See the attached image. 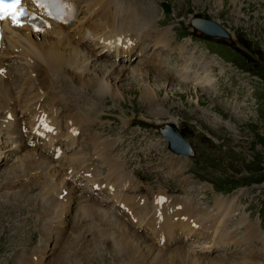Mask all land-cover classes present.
<instances>
[{
  "label": "rangeland",
  "instance_id": "1",
  "mask_svg": "<svg viewBox=\"0 0 264 264\" xmlns=\"http://www.w3.org/2000/svg\"><path fill=\"white\" fill-rule=\"evenodd\" d=\"M163 1L171 4L173 13L165 14L164 19L159 22L153 16L159 17L161 13L163 14L161 8ZM138 2L146 11L148 8L150 13H153V15H149L145 12L152 20L150 23L152 28H171L172 39L177 38V42H182L184 39L190 38L192 47H188V49L210 50V56L218 53L224 61L234 63L233 69L227 71L225 68L227 72L223 75L219 73V75V66L214 62L213 67L210 66V68L215 70L213 72L214 79L216 80L217 76L220 78V86L218 90L210 89V92L197 91L191 86H180L168 77H163L167 83L164 85L163 83L145 82L140 81V78H136V80L134 77L129 78V76L123 77L116 73L113 75L110 73L104 77L106 78L105 81H101L102 85L106 87L109 84L113 89L116 86L119 87V96L114 97L115 94L110 96L107 91L108 95L101 96L99 99L96 96V91L90 90L89 95L83 91L85 96L91 98L90 104L93 105V108L88 110L91 117L90 125L81 128L82 133L78 142H83V146L75 147L70 142V145L62 143L63 153L56 163L61 165L72 154L78 150H83L89 164H93L94 168H97L93 173L99 172L97 177L105 179L108 175L107 166L95 157L92 147L87 145L90 141L89 138L96 134L99 139L117 143L118 148L113 150V155L118 156L121 152L119 157L122 158L125 171L133 176L135 182L139 183V190L143 189L142 192L138 193H135L134 190L130 192L136 196L147 195L148 189L151 191L158 189L165 191L161 188L167 189L171 191V198L176 195L184 197L191 206L210 214L209 217H213L217 213L215 196L213 203V195L216 193L213 190L220 189L225 196L241 190L237 193L242 196L241 199L235 197V194L227 197L220 195L224 199L236 200L237 207L232 205L233 216L227 219L221 230H225V226L232 223L229 231L233 232L238 239L244 236L242 240H236L239 243L238 247L234 246L233 251L227 255L238 257L243 248L246 249L247 247L245 244L241 246L242 243H245L246 229L238 226L244 209L242 205L246 208L245 216L249 222L253 224L259 222L260 229H264V0H138ZM85 8L82 6L79 9V19L85 18L87 20L89 18V14L84 13ZM194 16L215 20L227 27L235 37L234 45L193 30L190 19ZM68 22L72 23L71 20ZM154 23H158L159 26ZM69 31L72 32L73 28H70ZM106 34L105 24L96 28L95 32L90 35L91 39L88 40L87 45L96 47L97 53L105 51L101 40ZM151 34L152 32L149 33L150 36L144 37L148 47L141 46L144 47V52L141 54H144L146 62L150 60L147 56L148 53L154 54V49H151L153 45ZM41 39L44 38L41 37ZM211 41L212 44H210ZM174 47L179 49V45L173 44L172 48ZM8 52L6 51L4 57L8 56ZM179 52L163 48L156 50V53L162 55V57L158 56L157 58V61H161L162 64L160 71L164 70L163 68H172L176 64L174 60L172 62V58L179 59L181 64ZM106 54L109 55L110 53L107 52ZM138 55L139 53L132 58L131 64L127 62L123 64L132 68H142L143 63L140 62L141 58ZM210 56L209 58H211ZM216 58H218L217 60L221 59L220 57ZM104 59L107 65L116 67L112 69H122L118 64L112 65V60ZM211 60L213 59L211 58ZM13 63L26 73V65L22 64L21 58L14 59ZM88 66L90 67L91 64L89 63ZM226 66L230 67V64H226ZM88 69L79 70L78 68L76 73H85ZM194 69H197L196 66ZM104 71L109 72L106 69ZM104 71L99 72L100 78L105 75ZM153 75L155 76L154 73H148L149 78L153 79ZM96 77L95 74L93 77L85 78L84 83ZM159 77H162V74ZM27 78L35 79L33 74L28 75ZM75 78L77 79V77ZM32 84H34L35 91L23 93V97L27 101L33 100L32 96L40 90L36 89L37 81L33 80ZM149 88H152L159 97L160 102L156 103L159 106L141 102L140 94L142 93L140 92ZM212 89H214V85ZM57 107L59 108V124L63 133H67L66 124L71 117V109L74 108L67 110L66 105L60 104H57ZM17 110L16 112H18ZM78 110L76 109L74 114ZM19 116L22 115L19 114ZM26 117L23 118L25 123L23 132L26 133L27 130V134L31 135V122ZM172 119L175 120V123L177 122L180 131L192 142L196 153L194 158L178 156L169 151L168 143L161 134V128L168 123H174ZM1 132L0 140L2 143L0 148L3 155L1 154L0 158L2 160L0 161V264H18L21 258L26 262L27 258L32 256L34 252L42 254L43 264H73L69 259H58L62 250L55 246L54 239H58V234H56L57 227L55 228L54 221H58V225H62L59 222V217L66 225L64 240L67 244L69 242L63 251L64 256H68L69 250L72 249L73 254L76 255L71 259H76L78 264H131L129 258H126L123 253L121 256L116 254L108 246L106 240L108 238L100 233L101 231L112 232L119 237L118 226L120 227L122 223L135 227L131 218L122 213L123 209L117 205H112L114 211L108 214L116 215V218H108L107 215L108 219H104L103 223H96L99 230L97 232L90 231V228H83L82 223L78 229L73 230V225L78 222L79 206H74V208L70 206L67 218L65 214L61 217L59 215L61 212L57 211L56 214L51 212V217H46L50 218L49 222L41 224L42 216L39 214L41 206L39 204L40 189L29 191V184L23 186L14 178L20 177L21 180L19 181L24 180L23 182H26V177L30 175L24 167L21 168V172L18 170L19 165L17 164L19 159L24 158L25 152L14 153L17 151V144L19 143L7 139V136H10L1 134ZM60 138L65 139V135ZM23 162L25 164L24 160H21L20 163L23 164ZM67 167L68 165H66ZM60 169V167H53L50 172L54 174ZM40 172L43 173V170L39 169L37 175ZM60 172L66 173L65 170H60ZM22 178L24 179L22 180ZM67 182L68 186H75L70 179H67ZM82 187L84 188L81 193L84 195L88 193L85 189L91 188L87 181L81 184ZM182 189H184V193H174L182 191ZM88 194L89 200L103 202L108 197V190L104 189L101 192L92 190ZM239 200L241 201L239 202ZM43 213L45 214V212ZM147 218H143V223ZM87 224L85 222V225ZM93 224H95V220ZM49 225L54 232L51 233L50 242L46 243L45 238L49 236L46 228ZM138 230L142 235H147L145 223L139 228L137 227ZM54 234L55 236H53ZM196 236L193 237L194 241L189 239L190 236H185L181 243L183 245L191 244L193 253H204L201 251L204 245L210 246L212 243H203V241L210 242V236L206 234L204 239H201V234L198 238ZM76 237L78 239L74 242ZM133 237L134 234L131 238L135 244L136 240ZM64 240L62 237L59 239L62 243ZM142 241V239H138L136 244L141 245L142 250L146 252L147 244ZM261 249H254L253 252L250 250L248 254L244 250L241 255H245L249 259L255 255V251ZM220 253H224L223 248ZM87 258L90 259L87 261ZM156 258L152 257V259ZM225 259L227 258L222 259V262H225ZM262 263L264 264V259Z\"/></svg>",
  "mask_w": 264,
  "mask_h": 264
},
{
  "label": "bare ground",
  "instance_id": "2",
  "mask_svg": "<svg viewBox=\"0 0 264 264\" xmlns=\"http://www.w3.org/2000/svg\"><path fill=\"white\" fill-rule=\"evenodd\" d=\"M30 3L32 4L33 1ZM39 3L41 6L44 2L40 0ZM83 3L86 7L84 13L87 12L89 14V18L86 21L76 17L79 9L84 6ZM138 3V0H61L58 4L56 2L49 3L51 14L47 18L51 22V27L39 34L34 33L29 27L13 28L9 24L4 26L0 67L6 68L7 71L0 75V131H2L1 134L10 136H7V139H12L13 142L19 143L17 144V151L14 153L20 151L25 152V155L24 158L19 159L18 170L21 172V168L24 167L28 175L30 174L29 178L26 177V182H23L24 178H22L23 181H19L21 180L20 177H14L12 175L13 170L11 175L23 186L29 184V191L40 189L41 198H39V204L41 206L39 205V214L42 216L41 224L49 222L50 218L46 217H51V212L55 214L61 212L59 215L62 217L65 214L66 217L69 213V207L73 208V205L78 202L77 200H80L79 203L81 202L82 205L77 212L79 223L77 222L73 225V230L78 229L80 223H82L83 228H90V231L97 232L99 230L96 223H103L104 219L116 218V215H108L114 211L112 205L122 206L124 208L122 212L131 218L135 227L122 223L120 227L118 226L119 237L112 232L104 230V232L101 231L100 233L109 239H106L107 244L115 252L119 251L126 258L128 257L131 264H263L264 230L260 229L259 222L256 224L249 222V219L245 216L246 208L241 203L244 209L238 226L246 229L245 243H242L241 246L243 244L247 246L246 249L243 248L241 253L244 250L248 254L250 250L253 252L254 249H262L255 251V255L249 259L245 255H241V253L238 257L227 256L230 251H233L234 246L238 247L239 243L236 240H242L244 236L238 239L233 232L229 231L233 225L232 223L226 225L225 230H221L227 219L233 216L232 205L237 207L235 199H224L223 197L235 194V197L241 199L242 196L237 194L241 190L226 196L214 194L213 203L215 196L217 213L213 217H209L210 214L191 206L184 197L176 195L171 198V191L167 189L161 188L165 191H160V189L151 191L148 189L149 193L147 195L136 196L130 192L134 190L135 193H138L142 192L143 189L139 190V183L135 182L136 180H134L133 176L125 171L122 158L119 155H113V150L118 148L116 146L117 143L99 139L96 134L89 138L90 141L87 145L92 147L95 157L103 161L104 165L107 166L108 175L105 179L97 177L99 172L93 173L97 168L87 162L88 159L83 150H78L72 154L61 165L56 163L59 160L55 158L54 152L59 147L61 148L62 143L70 145V142L75 147L83 146V142H78L82 133L81 128H86L90 125L91 117L88 110L93 108V105L90 104L91 98L88 99L83 94V91L87 95H89L90 90L96 91V96L99 99L101 96L108 95V93L110 96L114 94V97L119 96V87L116 86L113 89L109 84L106 87L102 85L101 81H105L106 78L104 77L110 75V73L112 75L116 73L123 77L140 78V81L145 82L154 81L156 84L163 83L164 85L167 83L163 77L169 76L173 82H177L180 86L186 85L187 87L191 86L195 90L206 91L213 88L215 82L214 68L212 70L210 66L213 67L212 64L215 62L219 66L221 75L229 68L226 64L217 60L216 56H210L213 59L211 60L208 52L192 48L188 49L191 40L185 39L186 41L184 40L183 44L176 45H179L182 63L177 64L174 71H172V68H163L164 70L160 71L162 64L157 61V58L158 56L162 57V55L156 53V50L159 47L172 48V42L175 39H172L171 28H152L150 26L152 20L145 14V12L149 14L150 10L146 11ZM37 12L41 14L42 7L37 8ZM149 15H153V13L151 12ZM61 17H64V22L58 21ZM153 17L157 21L163 19V17ZM71 18H74L73 24L79 23L72 32L69 31L72 25L67 23ZM158 23L154 24L159 26ZM104 24L107 34L103 38L101 37V41L105 51L97 53L96 47L88 46L84 42L90 40L92 32H95L96 28L102 27ZM150 32H152L151 36L153 37L151 49H154V54L148 53L147 56L150 60L146 62L144 54H141L144 52V47L141 46L148 47L144 37L150 36ZM40 36L44 37V41H40L41 39L38 38ZM7 42L10 44L11 58H21L22 64L26 65V73L18 67L13 68L9 72L8 65L4 64L3 59ZM172 50L174 49L172 48ZM107 52L110 53L111 59L114 62L116 61L115 63H120L119 67L122 69H112L111 65L106 64L103 58H108V55H105ZM138 53L141 58L140 62L143 63V69L140 67L128 68L127 65L123 64L125 62L131 63L133 61L132 58ZM89 63L93 68H97L93 74L88 66ZM194 66H196V70ZM78 68L79 70L89 69L85 73L77 74L76 69ZM104 69L109 72H105ZM101 71L105 72L102 78H100L101 75L99 74ZM148 73H154V78H149ZM30 74H33L35 77L33 80L37 81L36 89L40 90L32 96L33 100L27 101L24 99L23 93L35 90L34 84H32L33 80L27 78ZM95 74L96 78L84 83L85 78L88 79L95 76ZM160 74H162V77H159ZM16 77L17 79H15ZM17 81H21L20 87L22 89H19L16 85ZM59 88L60 90H58ZM140 93H142L140 94L141 102L159 106L156 103H159L160 99L152 88ZM57 104L66 105L68 107L67 110L74 108L71 109V117L66 124L67 133H63L59 124V108ZM80 107L83 110H79L75 115L74 111ZM18 108L22 109V116H19L18 112H16ZM10 111H13L10 114L13 116L11 121L7 120ZM26 116H30V124L35 125L31 128V135L23 132V126L25 125L23 118ZM172 121L175 120L172 119ZM64 135L65 139H61L60 137ZM40 140H42L41 143ZM1 143L2 141L0 140ZM31 147L33 148L30 149ZM1 150L0 148V158ZM21 160H24L25 164L24 162L23 164L20 163ZM66 165H68V168H66ZM53 167H60L66 173L56 172L53 174L50 172ZM39 169L43 170V173L40 172L37 175ZM64 177L70 178L75 186H66ZM85 181L91 187L90 189H85L86 192L94 190L93 187L100 189L99 192L106 189L108 190V197L103 202L91 199L84 200V198L89 196L88 193H85V195L81 193L84 188H81V184ZM66 191L68 192L66 193ZM174 193H184V189ZM46 196L49 197L47 198ZM148 213L150 214L149 216L147 215ZM145 217H148L144 222L147 231L146 236L142 235L139 230L137 231V227L139 228L140 225L144 224L143 218ZM94 220L95 224H93ZM59 222L62 225H58V221H54V226L55 228L57 227L56 234L60 237L66 232V225H64L60 217ZM85 222L88 224L85 225ZM51 229V225L46 228L49 239L51 233L54 232ZM133 234V239L136 240L135 244L131 238ZM200 234L201 239H204L206 234L210 236L209 239L211 241H203V243H212L210 246L204 245L201 250L204 253H193L191 244L183 245L181 243L185 236H190L189 239L194 241L193 237L197 235L196 238H198ZM77 239L78 237L75 238L74 242ZM138 239H142V242L147 244L146 252L142 250L141 245L136 244ZM58 244L60 245V243ZM62 244V253L58 259H69L73 264H78L76 259H71V257L76 255L75 253L73 254L72 249L69 250L68 256L63 255V251H65L69 242L68 244L67 242ZM222 248L224 250L223 254L220 253ZM257 252H260V254H257ZM152 257L157 258L152 259ZM224 258L227 259L222 262ZM88 259L90 258L86 260L88 261ZM43 263L42 254L34 252L32 256L27 258L26 262L21 258L18 264Z\"/></svg>",
  "mask_w": 264,
  "mask_h": 264
},
{
  "label": "water",
  "instance_id": "3",
  "mask_svg": "<svg viewBox=\"0 0 264 264\" xmlns=\"http://www.w3.org/2000/svg\"><path fill=\"white\" fill-rule=\"evenodd\" d=\"M163 8L166 12H170L171 9L167 4H163ZM197 24H200L199 28L205 30L206 33L213 36L227 37V31L214 21H208L206 19H199ZM217 34V35H216ZM166 132V131H165ZM166 133H164L165 135ZM170 140V148L180 155H193V148L191 143L179 132L175 125L169 126L166 135Z\"/></svg>",
  "mask_w": 264,
  "mask_h": 264
},
{
  "label": "snow or ice",
  "instance_id": "4",
  "mask_svg": "<svg viewBox=\"0 0 264 264\" xmlns=\"http://www.w3.org/2000/svg\"><path fill=\"white\" fill-rule=\"evenodd\" d=\"M22 3L23 0H0V21L8 19L14 26H22L21 19L27 12Z\"/></svg>",
  "mask_w": 264,
  "mask_h": 264
}]
</instances>
